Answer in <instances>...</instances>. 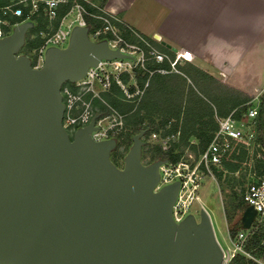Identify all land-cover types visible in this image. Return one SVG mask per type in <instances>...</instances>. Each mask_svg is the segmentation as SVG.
Returning a JSON list of instances; mask_svg holds the SVG:
<instances>
[{"label": "water", "instance_id": "95a60500", "mask_svg": "<svg viewBox=\"0 0 264 264\" xmlns=\"http://www.w3.org/2000/svg\"><path fill=\"white\" fill-rule=\"evenodd\" d=\"M33 24L0 38V264H224L206 208L174 220L180 181L157 187L168 159L143 162L145 129L118 166L117 138L91 135L98 114L72 135L63 126L62 85L103 58L130 55L78 23L35 66L20 51ZM256 214L246 205L238 227Z\"/></svg>", "mask_w": 264, "mask_h": 264}, {"label": "rangeland", "instance_id": "374dc122", "mask_svg": "<svg viewBox=\"0 0 264 264\" xmlns=\"http://www.w3.org/2000/svg\"><path fill=\"white\" fill-rule=\"evenodd\" d=\"M85 1L69 0L58 7L53 18H49L41 9L36 11L28 19L34 24L26 35V41H33L20 51L29 54L33 64L37 65L38 47L45 34L61 28H72L79 23L81 16L85 21L87 18L91 20L89 35L92 39L117 38L111 28L106 27L107 22L99 16H109L103 9L102 0L89 3L92 9L87 7ZM77 3L83 4L86 9L81 11V15H78ZM110 22L116 26L115 34L122 36V40L138 42L131 27L112 16ZM156 44L167 49L155 39ZM179 70L149 75L145 70L134 67L129 72L122 70L119 73L116 70L109 74L107 89L93 101V106L94 110L105 115L104 125L116 134L118 144L112 150L111 158L118 166H123L124 156L132 142L131 136L141 127L146 129L142 136L143 162L173 154L178 158H167L168 161L163 164L165 170L174 169L175 163L182 158L191 163L192 169L195 160L190 154L196 157L211 140L217 128L216 113L226 115L236 108L234 116L244 120L242 127L247 128L252 120L243 114L249 107H256L258 112L251 125L254 136L229 139L220 163L210 165L209 169L199 167L192 172V179L182 189L179 206L186 207L197 217L202 207L207 209L215 235L226 252L224 264H264V222L243 249H235L233 244L236 233L233 228L240 221L244 189L248 181L264 178V90L257 97L243 101L247 94L240 95L221 87L187 60H182ZM209 136L211 138L207 142Z\"/></svg>", "mask_w": 264, "mask_h": 264}, {"label": "built area", "instance_id": "2783aa9c", "mask_svg": "<svg viewBox=\"0 0 264 264\" xmlns=\"http://www.w3.org/2000/svg\"><path fill=\"white\" fill-rule=\"evenodd\" d=\"M69 0H0V38L11 33L14 24L28 20L39 9L49 18L55 16L56 10L59 6L67 3ZM90 4L91 2L88 1ZM81 15L82 10H86L81 3H77ZM28 8V12L26 9ZM98 16V15H96ZM107 22V28H111L117 38H106L108 44L112 48H119L121 52L127 53L130 56L116 57L112 59H101L96 66H90L86 74L75 81H67L62 85L61 92L65 104L62 123L69 134H73L78 127L87 125L95 114L98 117L95 120L96 129L92 130L91 135L96 140L107 139L115 137L116 134L111 132L108 127L104 125L105 115L100 114L94 110L93 101L100 97V93L107 89L109 83V74L127 70L128 72L138 67L152 75L154 73H170L179 70V64L182 60H188L192 54L187 50L172 49L165 45V48L154 45L155 38L147 37L139 32H135L137 43L122 40V36H118L116 26L112 24L111 15H99ZM113 17V16H112ZM12 18L19 19L12 21ZM79 23H86V21L79 17ZM110 24V25H108ZM71 28H61L54 32H48L44 36V40L38 47L39 63L35 66H40L43 62L45 49L48 46L63 47L68 43ZM157 40V39H156ZM164 45V44H163ZM170 50V51H169ZM29 55V54H28ZM149 78L146 80L147 85ZM100 85L102 87L98 88ZM98 86V87H97ZM128 96H131L128 94ZM236 108L226 115L215 114L217 121V128L209 141V143L194 157L190 154L195 163L190 169V162L188 160L180 159L175 163L174 169L165 170L164 166L160 167V180L157 187L174 180L180 181V188L177 199L173 205L172 215L175 221L182 220L190 211L186 207L179 206L182 196V189L188 184L191 178V173L195 172L199 167L209 169L210 165L218 164L221 161L223 151L226 148V143L229 139H245V137L254 136V131L251 125L258 112L256 107H249L243 114L247 119H251L252 123L247 128L242 127L244 120L238 119L234 116ZM244 119V118H243ZM251 128V129H250ZM248 130V132H246ZM246 205L252 204L257 211V214L252 224L247 228H239L233 237V244L235 249H243L246 243L258 232L259 226L264 222V178L259 177L248 181L244 192L242 194ZM223 248V247H222ZM224 258L226 256L225 249ZM234 254V253H233Z\"/></svg>", "mask_w": 264, "mask_h": 264}, {"label": "crops", "instance_id": "0c3cea01", "mask_svg": "<svg viewBox=\"0 0 264 264\" xmlns=\"http://www.w3.org/2000/svg\"><path fill=\"white\" fill-rule=\"evenodd\" d=\"M102 3L109 15L134 31L189 51L192 57L187 61L221 87L251 97L264 90V0Z\"/></svg>", "mask_w": 264, "mask_h": 264}, {"label": "trees", "instance_id": "16d2710c", "mask_svg": "<svg viewBox=\"0 0 264 264\" xmlns=\"http://www.w3.org/2000/svg\"><path fill=\"white\" fill-rule=\"evenodd\" d=\"M83 2L85 1V0H82ZM85 4L87 5V7L89 8V9H92V6L89 4V3H87L86 1H85ZM13 22L14 21H18L19 19H16V18H12L11 19ZM86 24H89V25H91L92 26V23H91V20L90 19H86ZM34 28H32V30H33ZM32 39L31 40H27L26 42H25V45H28V44H31L32 43ZM252 97L250 96V95H247V97L243 100V101H247V100H249V99H251ZM241 102H238V104H240ZM97 112H99L100 114H102V112H100V111H97ZM246 112V111H245ZM244 112V113H245ZM238 114V116L240 115V113H237ZM212 136V135H211ZM211 136H209L208 137V139H207V142L210 140V138H211ZM205 147V146H204ZM203 147V148H204ZM202 148V149H203ZM166 158H168L169 160H177V155H170V156H168V157H166ZM243 198V197H242ZM244 201V200H243ZM246 204H245V202H243V205H242V210L245 208L244 206H245ZM240 227H238V226H234V228H233V232H236L238 229H239Z\"/></svg>", "mask_w": 264, "mask_h": 264}, {"label": "flooded vegetation", "instance_id": "af4514ba", "mask_svg": "<svg viewBox=\"0 0 264 264\" xmlns=\"http://www.w3.org/2000/svg\"><path fill=\"white\" fill-rule=\"evenodd\" d=\"M140 128H141V127L138 128V131H139ZM143 129H145V128H143ZM145 130H146V129H145ZM138 131H137V132H138ZM144 133H145V132H144ZM132 136H133V135H132ZM132 136H131V140H132ZM115 137H116V136H115ZM117 144H118V143H117ZM117 144H116V146H117ZM131 144H132V142H131ZM115 148H116V147H115ZM112 152H113V151H111V154H112Z\"/></svg>", "mask_w": 264, "mask_h": 264}]
</instances>
